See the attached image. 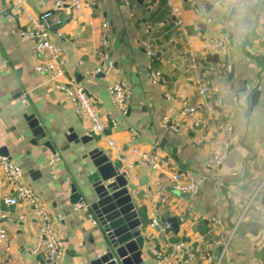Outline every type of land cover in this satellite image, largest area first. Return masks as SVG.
Wrapping results in <instances>:
<instances>
[{
  "label": "crops",
  "instance_id": "crops-1",
  "mask_svg": "<svg viewBox=\"0 0 264 264\" xmlns=\"http://www.w3.org/2000/svg\"><path fill=\"white\" fill-rule=\"evenodd\" d=\"M128 1L129 6L124 0H97L93 8L57 14L62 23L55 28L52 40L65 61L61 81L82 87L92 99L105 126L101 135L93 136L88 120L77 117L67 98L47 77L34 71L33 43L19 36L24 20L9 0H0V150L22 170V184L36 193L55 222L64 250L61 264H89L107 244L98 221L92 225L84 214L71 209L72 188L90 206L96 200L92 188L95 169L87 156L93 149L106 153L113 166L126 174L128 191L142 219L143 264H157V253L167 256L172 264H183V257L174 250L181 242L189 245L190 264H208L204 255L217 254L213 242L232 231L240 219L224 262L264 264V212L245 210L254 196L264 206V0H224L219 8L204 0H171L182 11L184 30L174 26L165 0ZM53 3L23 0L32 15L51 10ZM193 5L200 15L194 14ZM83 14L91 18V26L85 24ZM8 15L12 18L7 19ZM103 22L108 25L111 70L97 55ZM226 33L230 37L226 47L212 55L201 51L204 38ZM141 40L150 42L157 52L151 65L161 72L158 84L149 79L150 62L139 45ZM188 46L197 58V72L189 69ZM208 55H215L217 61H208ZM219 63L230 64L232 73L214 74ZM196 75L215 86L229 87L222 100L233 133L230 151L219 168L205 166L215 151L213 127L202 140L189 121L178 133L162 121L169 108L199 102L193 85ZM116 82H123L130 91L125 115L107 92V86ZM256 92L257 102L252 105ZM166 94L173 101L166 100ZM30 116L38 121L42 135L34 136L29 129L26 119ZM130 129L138 133L136 139ZM72 136L77 142L69 139ZM83 137H88L85 143L80 141ZM46 142L53 151L44 146ZM109 142L114 143V149ZM132 149L158 153L167 165L158 172L141 168ZM54 153L60 161L49 165ZM183 170L198 178L196 196L172 190V175ZM13 195L12 187L0 186V209H5L3 199ZM8 211L13 221L4 226L13 264H45L43 250L32 253L38 231L32 208L18 202ZM170 218L178 224L176 232L172 226L165 232L151 228L153 220L163 224ZM211 218L220 225L213 226ZM196 237H201L198 243L193 242Z\"/></svg>",
  "mask_w": 264,
  "mask_h": 264
},
{
  "label": "built area",
  "instance_id": "built-area-1",
  "mask_svg": "<svg viewBox=\"0 0 264 264\" xmlns=\"http://www.w3.org/2000/svg\"><path fill=\"white\" fill-rule=\"evenodd\" d=\"M96 1L97 0H88L87 2H83L82 0H54L51 10L44 11L38 15H32L24 8L23 0H9L11 8L20 14L25 23L24 28L19 31L20 38L22 40H29L33 43L32 49L37 59L34 71L47 77L52 87L67 98L73 113L77 117L88 120L90 123V133L93 136L101 135L104 132L105 126L99 118L92 99L83 88L61 81L64 76L65 61L61 48L54 43L52 37L55 33V28L62 23L57 15L60 11L77 12L84 8L90 9L95 6ZM204 2L212 8H219L224 4V0H204ZM124 4L129 6V1L124 0ZM165 4L173 18L174 26L178 30H184L185 21L181 9L171 0H165ZM193 6L194 8L192 10L194 14L197 16L200 15L196 6ZM81 17L87 26L92 25V20L87 14H83ZM11 18V15L7 16V19ZM108 35V25L106 22H103L100 25V47L97 51V55L107 63V69L111 70L112 62L108 58ZM186 41L188 44V39H186ZM229 42L230 37L227 33L219 37H208L201 41L200 49L203 53L212 55L226 47ZM139 45L150 62L149 79L152 84H158L161 79V72L154 70L151 65V63L157 59V52L147 40H141ZM187 56L189 59V69L197 72L198 61L195 53L189 46ZM167 61L169 62L170 59L168 58ZM213 72L219 76H228L232 73V66L227 63H219ZM193 85L199 102L195 105L182 102L177 109L173 107L169 108L162 121L167 123L171 131L175 133L181 130L186 121H189L192 128L197 131L202 140L208 137L209 128L213 127L215 135L212 137V145L215 147V151L207 158L205 166L208 169L219 168L224 164L228 152L230 151L231 136L233 133L232 124L228 113L224 111L222 100V94L225 90L229 89V87L227 85L215 86L209 79L198 75L194 76ZM107 92L116 109L122 115H125L127 112V105L131 99L128 87L123 82H116L107 86ZM165 99L173 101V97L169 94L165 95ZM22 103H25L24 99H22ZM215 117L217 118L214 120ZM114 125L113 123V126ZM129 133L132 139L138 137V133L134 129H130ZM109 147L114 149V143L109 142ZM131 155L136 159L137 166L148 169L151 172L161 171L167 165L166 161L158 153L141 152L137 149H132ZM59 161V156L54 153L49 159V165H54ZM0 174L2 175L0 186L2 184H7L12 187L14 193L13 196L3 199L5 209H0V264H13L4 223L13 221L8 208L15 206L18 202H24L26 205L30 206L37 220L38 231L32 253L37 254L43 250L45 264H61L64 250L55 231V222L40 203L36 193L22 184V170L12 163L7 156L2 155L1 152ZM171 181L172 190L178 194L193 197L199 192L200 182L189 170H183L180 173L173 174ZM90 207L88 203L80 199L71 206V209L72 212L84 214L92 225H96L97 220L92 214ZM250 208L260 213L264 212V206L259 203L256 196L248 201L245 210ZM23 218L22 216L19 217V219L22 220ZM240 221L241 219L237 222L232 231L226 235L219 236L213 242L214 248L217 249V254L215 256L209 253L204 255V259L208 264H226L224 262V257ZM211 223L213 226L220 225V222L215 218H211ZM151 228L159 229L160 232H165L171 229V224L166 221L160 224L159 221L153 220ZM200 239L201 237H196L193 239V242L198 243ZM174 250L183 257V264H190L193 261L187 243L181 242L175 245ZM156 259L157 264H172L170 259L161 253H157Z\"/></svg>",
  "mask_w": 264,
  "mask_h": 264
},
{
  "label": "water",
  "instance_id": "water-1",
  "mask_svg": "<svg viewBox=\"0 0 264 264\" xmlns=\"http://www.w3.org/2000/svg\"><path fill=\"white\" fill-rule=\"evenodd\" d=\"M207 60L216 62L217 57L208 55ZM257 98L256 92L251 97L252 105L257 102ZM26 120L34 136L43 134V129L34 117L30 116ZM87 138L83 137L80 141L85 143ZM69 139L77 142L73 136ZM44 146L53 151L49 142L44 143ZM0 152L6 156L2 150ZM87 156L91 159L96 175L92 184L96 200L91 204V210L107 240L103 253L89 264H143L141 252L145 239L140 235L142 219L128 191L126 174L113 166L108 155L99 149L89 151ZM80 199L75 188H72L71 201L76 203ZM167 221L176 232V220L170 218Z\"/></svg>",
  "mask_w": 264,
  "mask_h": 264
}]
</instances>
